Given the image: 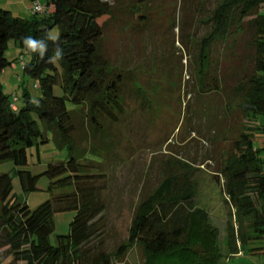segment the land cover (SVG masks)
<instances>
[{
    "label": "trees",
    "instance_id": "16d2710c",
    "mask_svg": "<svg viewBox=\"0 0 264 264\" xmlns=\"http://www.w3.org/2000/svg\"><path fill=\"white\" fill-rule=\"evenodd\" d=\"M35 1L45 12L31 13L28 19L0 9V74L10 64L4 52L13 42L27 56V62L22 57L24 76L41 91V98L34 102L25 90L13 111L0 83V164L24 167L28 149L53 140L59 148H68L69 158L46 167L48 190L73 187V191L31 211L26 202L13 197L11 176L0 174V264L121 263L132 247L140 249L141 264H220L225 254L218 243V229L195 204V170L178 159L175 166L164 169L162 182L137 205L126 242L113 254L104 249L99 222L106 208L102 193L111 180L106 167L111 147L103 134L106 126L119 122L125 93L123 72L112 69L100 51L111 6L103 0H31L32 4ZM262 7L264 0H218L206 18L209 30L199 41L194 59L200 95L215 94L224 102L226 113L238 99L243 119L253 123L241 129L213 171L229 209V256L240 251L264 255V147L254 146V136L264 135ZM54 28L63 49L61 59L48 62L56 46L51 40H46L43 58L25 49L23 37L46 39ZM247 33L249 39L240 43V36ZM54 86L62 88L63 96L53 95ZM136 90L140 109H152L145 93L139 87ZM81 114L88 127L76 123L75 117ZM33 115L43 123L44 132ZM172 136L166 138L167 145ZM86 152L97 155L99 162L82 160ZM16 173L24 193L35 191L38 176ZM66 211L75 213L69 232L57 236V246H52L54 212Z\"/></svg>",
    "mask_w": 264,
    "mask_h": 264
},
{
    "label": "rangeland",
    "instance_id": "374dc122",
    "mask_svg": "<svg viewBox=\"0 0 264 264\" xmlns=\"http://www.w3.org/2000/svg\"><path fill=\"white\" fill-rule=\"evenodd\" d=\"M103 1L111 6V17L103 27L100 51L112 69L123 72L125 91L124 109L117 116L119 122L106 126L103 134L106 145L109 143L111 147L107 156L110 162L106 163L111 180L102 193L106 208L99 222L104 249L113 254L119 244L126 242L137 205L158 187L164 179V169L175 166L176 159L195 170V204L210 216L211 224L219 232V246L224 249L229 209L213 171L231 141L243 127L253 123L243 119L237 108L238 99L231 102V112L226 113L220 98L210 92L202 96L196 86L195 54L199 41L209 30L206 18L218 0ZM31 5V0H0V9L23 19L30 18ZM50 34L58 36L57 29ZM248 39V33L239 38L240 43ZM4 55L10 64L0 74L3 93L9 99H20L26 90L36 102L41 98V91L23 74L22 57L27 62L25 51L10 42ZM135 87L145 93L152 109H140ZM53 95L63 96L62 88L54 86ZM32 118L44 132L43 123L36 115ZM75 121L88 127L82 114ZM47 133L51 139V131ZM171 133L173 136L167 145L165 140ZM254 137V146L264 147V135L257 133ZM68 158V148H59L51 140L47 145L28 149L24 167L17 168L12 162L1 163L0 174L11 176L13 197L26 202L33 211L53 197L73 191V187H66L50 192V181L43 175L48 165ZM81 159L99 162L97 155L88 152ZM17 170L38 176L35 191H22ZM74 215L72 211L54 212V230L49 238L52 246H57V236L68 234ZM141 260L140 249L132 247L123 262L113 260V264H141Z\"/></svg>",
    "mask_w": 264,
    "mask_h": 264
},
{
    "label": "clouds",
    "instance_id": "9594fccd",
    "mask_svg": "<svg viewBox=\"0 0 264 264\" xmlns=\"http://www.w3.org/2000/svg\"><path fill=\"white\" fill-rule=\"evenodd\" d=\"M46 40H51L56 46L54 48V55L48 58V62H54L62 58L63 49L58 44V37L56 35L47 34L46 39H37L32 36H25L22 38L23 45L30 53H38L43 58L47 52L48 45Z\"/></svg>",
    "mask_w": 264,
    "mask_h": 264
},
{
    "label": "crops",
    "instance_id": "0c3cea01",
    "mask_svg": "<svg viewBox=\"0 0 264 264\" xmlns=\"http://www.w3.org/2000/svg\"><path fill=\"white\" fill-rule=\"evenodd\" d=\"M223 253L225 254V258L220 264H264V255L252 256L240 251L237 255L229 256L226 247L223 249Z\"/></svg>",
    "mask_w": 264,
    "mask_h": 264
},
{
    "label": "built area",
    "instance_id": "2783aa9c",
    "mask_svg": "<svg viewBox=\"0 0 264 264\" xmlns=\"http://www.w3.org/2000/svg\"><path fill=\"white\" fill-rule=\"evenodd\" d=\"M45 12V8L43 7L42 4H40L38 1L33 2L32 7H31V13L32 14H43ZM18 102V99L16 97H13L11 99V109L13 111L16 110V104Z\"/></svg>",
    "mask_w": 264,
    "mask_h": 264
}]
</instances>
